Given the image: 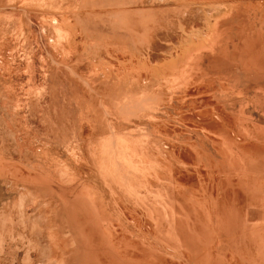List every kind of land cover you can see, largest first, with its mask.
<instances>
[{
    "label": "rangeland",
    "instance_id": "374dc122",
    "mask_svg": "<svg viewBox=\"0 0 264 264\" xmlns=\"http://www.w3.org/2000/svg\"><path fill=\"white\" fill-rule=\"evenodd\" d=\"M0 264H264V0H0Z\"/></svg>",
    "mask_w": 264,
    "mask_h": 264
},
{
    "label": "crops",
    "instance_id": "0c3cea01",
    "mask_svg": "<svg viewBox=\"0 0 264 264\" xmlns=\"http://www.w3.org/2000/svg\"><path fill=\"white\" fill-rule=\"evenodd\" d=\"M176 9H178V8H176ZM182 9H183V7H182ZM182 9H181V12H182ZM192 11H193V9L191 8L190 13H185L184 15H183V13L182 14L180 13L178 17L173 19V21L172 20H166L164 22V24H162L159 27L162 29L161 30L162 32L161 31L160 32L162 33L164 41L169 40L170 42L176 44V46L178 47L177 55L170 56L167 59L166 63L164 64L165 69H167V67H168L170 69L175 70V68L178 66V61L180 59H182L184 56V51H185V53H187L191 57L193 50H194V49L192 50L193 45H201L202 44V45L208 46L209 50H210V46H213L211 48L212 51H214L216 49L214 46V44L216 42V33L214 32L213 34H206V36H205L203 34V32H201L202 27L204 25L200 26L201 29L197 28L192 32L190 31L185 37L183 36V38L179 37V35L177 33L178 27H176V23H179V24L185 23V24L191 25V24H193V21L195 19H197L199 21V16H200L199 13L200 12H198V14H196L195 16H192L191 15ZM170 23H172V24L175 23V25L174 24L170 25ZM171 48H172V46H171ZM182 69H184V65H182Z\"/></svg>",
    "mask_w": 264,
    "mask_h": 264
},
{
    "label": "bare ground",
    "instance_id": "6f19581e",
    "mask_svg": "<svg viewBox=\"0 0 264 264\" xmlns=\"http://www.w3.org/2000/svg\"><path fill=\"white\" fill-rule=\"evenodd\" d=\"M197 56H198V55H197ZM232 89H233V88H232ZM196 97H197V96H196ZM184 122H185V121H184ZM187 123H189V122H187ZM192 123H193V122H192ZM202 131H203V130H202ZM247 132H249V131H247ZM207 133H208V132H207ZM249 133H250V132H249ZM185 134H186V133H185ZM235 134H236V133H235ZM249 135H250V134H249ZM216 137H217V136H216ZM251 138H252V137H251ZM236 139H237V138H236ZM203 143H204V142H203ZM224 143H225V142H224ZM224 143H223V144H224ZM247 143H248V142H247ZM255 144H256V143H255ZM258 144H259V143H258ZM177 147H178V146H177ZM233 148H234V147H233ZM235 149H236V148H235ZM171 150H172V149H171ZM174 150H175V149H174ZM174 150H173V151H174ZM248 150H249V149H248ZM157 152H158V151H157ZM175 153H176V152H175ZM175 153H174V154H175ZM229 153H230V152H229ZM231 159H232V158H231ZM180 161H182V160L180 159ZM230 162H231V161H230ZM230 162H229V163H230ZM244 162H245V160H244ZM181 163H182V162H181ZM188 166H189V165H188ZM185 167H186V166H185ZM233 167H234V166H233ZM191 168H194V167H191ZM234 169H235V168H234ZM181 171H183V170H181ZM236 173H238V172H236ZM247 173H249V172H247ZM247 173H246V174H247ZM231 174H232V173H231ZM251 174H252V173H251ZM182 176H183V175H182ZM227 176H228V175H227ZM253 176L255 177L256 175H253ZM262 176H263V175H262ZM230 177H232V176H230ZM237 178H238V177H237ZM250 178H252V177H250ZM261 178H262V177H261ZM248 180H249V178H248ZM256 180H257V179H256ZM171 181H172V180H171ZM226 181H227V180H226ZM232 185H233V184H232ZM255 185H256V184H255ZM231 188L234 189L233 187H231ZM231 188H230V186H229V189H231ZM187 190H188V189H187ZM188 191H189V190H188ZM228 191H231V190H228ZM236 191H237V190H236ZM236 191H235V193H236ZM174 194H175V193H174ZM229 195H230V194H229ZM233 195H234V194H233ZM246 195H247V194H246ZM260 196H261V195H260ZM189 197H190V196H189ZM227 197H228V196H227ZM232 197H233V196H232ZM232 197H231V198H232ZM234 197H235V195H234ZM234 197H233V198H234ZM245 198H246V197H245ZM164 199H165V198H164ZM247 199H248V197H247ZM252 201H253V200H252ZM163 203H164V204H163L164 209H166V213H167L166 215H168V217H166V218H169V219L171 220L170 222H173L172 224H174V223H175V218L172 219V218H170V217H175V214H176V213H175V212H172L173 215L170 216L171 213L168 212V207H169V206H168V201H166V202L164 201ZM172 203H173V202H172ZM234 203H236V202H234ZM247 203H248V202H247ZM185 204H186V203H185ZM189 204H190V203H189ZM233 206H234V205H233ZM170 207H171V209H174V206L170 205ZM191 207H192V206H191ZM209 207H210V206H209ZM152 209H153L152 207L149 208V212H150V213H153V212L155 211V209H153L154 211H153ZM169 209H170V208H169ZM218 210H219V209H218ZM231 210H232V209H231ZM238 210H239V209H238ZM152 211H153V212H152ZM228 211H229V210H228ZM229 213H230V212H229ZM147 214H148V213H147ZM154 214H158V213L155 212ZM154 214H153V215H154ZM219 214H220V213H219ZM164 215H165V214H164ZM179 216H180V220H179V219H178V220L181 221V222H183L182 220H184V218H186V217H184L183 219H181V217H183L182 214H180ZM220 216H221V215H220ZM241 216H242V215H241ZM249 216H250V215H249ZM157 217H158V216H157ZM215 217H216V216H215ZM155 218H156V217H155ZM155 218H153V219H155ZM158 218H159V217H158ZM151 219H152V217H150V221H151ZM161 219H162V218H161ZM166 220H167V219H166ZM166 220H165V221H166ZM226 220H227V219H226ZM158 221H159V220H158ZM158 221H156V222H158ZM219 221H220V220H219ZM250 221H251V220H250ZM152 222H153V221H152ZM156 222H155V223H156ZM159 222H160V221H159ZM216 222H217V221H216ZM153 223H154V222H153ZM155 223H154V224H155ZM183 224H184V223H183ZM150 225L152 226V224H150ZM157 225H158V224H157ZM216 225H218V224H216ZM155 226H156V224H155ZM155 226H154V227H155ZM174 226H175V225H174ZM156 228H157V227H156ZM159 228H160V227H159ZM160 229L162 230V227H161ZM160 229H158V230H160ZM219 229H220V228H219ZM152 230H153V229H152ZM217 230H218V229H217ZM221 230H222V229H221ZM153 232H154V231H153ZM220 233H221V232H220ZM161 234H162V233H161ZM183 235H184V234H183ZM183 235H182V236H183ZM256 235H257V234H256ZM257 236H258V235H257ZM177 239H178V238H177ZM258 239H260V238H258ZM178 240H179V239H178ZM254 241H255V240H254ZM177 244H178V243H177ZM170 245H171V244H170ZM173 245H174V244H173ZM173 245H172V246H173ZM173 254H174V253H173ZM175 254H176V253H175ZM171 255H172V254H171ZM178 255H179V254H177V257H178ZM165 256H166V255H165ZM165 256H164V257H165ZM168 256H169V255H168ZM172 256H173V255H172ZM180 256H181V255H180ZM165 258H166V257H165ZM174 258L177 259L176 257H174ZM180 259H182V258L180 257ZM180 259H179V260H180ZM160 261H161V260H160Z\"/></svg>",
    "mask_w": 264,
    "mask_h": 264
}]
</instances>
